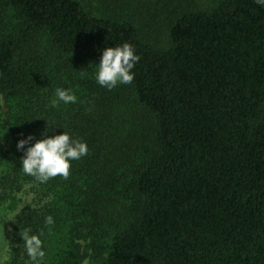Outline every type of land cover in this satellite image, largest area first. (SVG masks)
<instances>
[{
    "label": "trees",
    "instance_id": "trees-1",
    "mask_svg": "<svg viewBox=\"0 0 264 264\" xmlns=\"http://www.w3.org/2000/svg\"><path fill=\"white\" fill-rule=\"evenodd\" d=\"M124 42L140 56L133 81L106 90L93 66ZM57 87L77 102L53 106ZM0 98V204L32 196L13 218L9 264H30L26 227L42 233L40 264H264L254 0H0ZM46 127L89 151L67 180L40 184L15 143Z\"/></svg>",
    "mask_w": 264,
    "mask_h": 264
},
{
    "label": "clouds",
    "instance_id": "clouds-1",
    "mask_svg": "<svg viewBox=\"0 0 264 264\" xmlns=\"http://www.w3.org/2000/svg\"><path fill=\"white\" fill-rule=\"evenodd\" d=\"M254 3L264 8V0H254ZM139 60L140 56L128 42L105 47L100 54L99 63L93 66L96 84L109 91L118 85H130L134 78L132 69ZM86 74L87 71L80 72L81 76ZM54 96L55 99L51 101L53 106L59 103L75 104L78 100L77 95L70 88L57 87L54 90ZM56 128L62 131L56 134L53 131ZM50 132L52 134L48 135L47 133ZM2 137L3 135L0 136ZM15 148L22 153L19 160L22 173L40 184L57 176L67 180L70 175L71 162L80 160L89 151L85 141L70 136L61 127H46L39 134V138L29 133L16 141ZM44 223L52 225L53 217L46 216ZM41 235L42 233H33L31 228L27 227L19 233L24 253L30 264H40L44 259L45 252Z\"/></svg>",
    "mask_w": 264,
    "mask_h": 264
},
{
    "label": "rangeland",
    "instance_id": "rangeland-1",
    "mask_svg": "<svg viewBox=\"0 0 264 264\" xmlns=\"http://www.w3.org/2000/svg\"><path fill=\"white\" fill-rule=\"evenodd\" d=\"M3 111L2 100L0 98V114ZM16 203L13 207H8V202L0 204V264H9L10 262V230L14 216L32 201L30 192L25 187L22 191L16 194ZM88 260H84L82 264H87Z\"/></svg>",
    "mask_w": 264,
    "mask_h": 264
}]
</instances>
